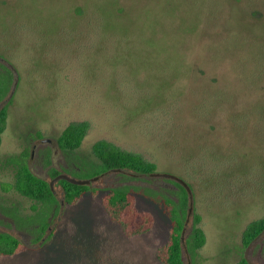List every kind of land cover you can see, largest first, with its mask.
<instances>
[{"label":"rangeland","instance_id":"1","mask_svg":"<svg viewBox=\"0 0 264 264\" xmlns=\"http://www.w3.org/2000/svg\"><path fill=\"white\" fill-rule=\"evenodd\" d=\"M0 73V232L25 245L0 264H163L164 197L184 207V264H264V230L242 241L264 217V0H0ZM72 121L88 129L78 148H61ZM98 139L156 172L92 179ZM19 163L48 181L52 200L4 187ZM62 177L89 189L67 203ZM112 187L130 189L153 215L148 231L128 236L110 219L102 196Z\"/></svg>","mask_w":264,"mask_h":264},{"label":"trees","instance_id":"2","mask_svg":"<svg viewBox=\"0 0 264 264\" xmlns=\"http://www.w3.org/2000/svg\"><path fill=\"white\" fill-rule=\"evenodd\" d=\"M6 76L0 73V100L7 89ZM7 109L0 108V143L1 134L6 127ZM88 129L87 121H72L66 125L57 138L61 148L76 149ZM93 154L100 160V165L93 172V178L97 179L100 173L110 169H130L140 174H154L156 164L137 152L126 150L114 142L106 139H98L91 146ZM63 198L67 203H76L89 189L86 179L74 180L62 177L60 180ZM180 186V184L178 183ZM6 189L13 188L23 195L42 201H50L54 198L53 190L47 180L34 174L27 164L19 163L16 169L13 183L4 186ZM188 187V185H187ZM184 205L188 198V191L181 185ZM94 191H96L94 189ZM171 207L172 226L169 230L168 240L157 248L156 256L163 264H184L183 262V230L185 213L184 207L179 211L172 200L163 198ZM102 204L111 220L120 224L124 233L128 236L148 231L153 224V215L146 210H139L135 205V196L128 188L112 187L102 196ZM200 216L195 215L192 232V244L200 248L205 243V234L198 224ZM264 230V217L250 221L243 230L242 241L245 245L257 237ZM25 247L17 236L0 232V255H13ZM235 264H252L247 258L241 257Z\"/></svg>","mask_w":264,"mask_h":264},{"label":"water","instance_id":"3","mask_svg":"<svg viewBox=\"0 0 264 264\" xmlns=\"http://www.w3.org/2000/svg\"><path fill=\"white\" fill-rule=\"evenodd\" d=\"M3 105L2 104H0V108L2 107Z\"/></svg>","mask_w":264,"mask_h":264}]
</instances>
